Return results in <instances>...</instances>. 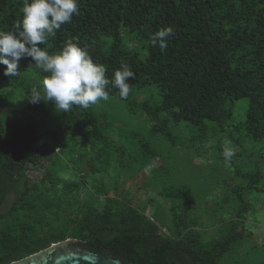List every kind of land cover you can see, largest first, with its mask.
Listing matches in <instances>:
<instances>
[{"label": "trees", "instance_id": "obj_1", "mask_svg": "<svg viewBox=\"0 0 264 264\" xmlns=\"http://www.w3.org/2000/svg\"><path fill=\"white\" fill-rule=\"evenodd\" d=\"M23 5L0 0V31L13 30ZM78 5L79 14L49 39V53L75 43L105 66L110 80L122 64L135 78L127 98L109 84L108 101L63 113L51 102L30 101L47 75L30 58L20 61L14 78L0 65V264L68 239L124 264H226L258 223L264 234L258 202L264 194V0ZM168 26L173 35L162 52L150 36ZM154 90L157 102L150 98ZM133 123L139 129L129 131ZM188 127L197 134L185 136ZM145 136L211 150L234 165H243L255 146L261 160L245 158L254 167L249 180L240 167L219 168L212 174L219 191L196 194L172 181L170 164L142 142ZM225 142L235 149L229 161ZM156 157L162 164L153 165ZM128 169L148 170L147 186L161 190L163 202L149 196L139 207L129 204L120 182ZM208 197L212 209L203 201ZM201 213L215 215L216 237L205 239Z\"/></svg>", "mask_w": 264, "mask_h": 264}, {"label": "clouds", "instance_id": "obj_2", "mask_svg": "<svg viewBox=\"0 0 264 264\" xmlns=\"http://www.w3.org/2000/svg\"><path fill=\"white\" fill-rule=\"evenodd\" d=\"M22 13V19L17 20L12 31H0V65L6 66L5 77L14 78L21 73L20 61L30 58L47 74L41 87L31 89L32 103L51 102L57 112L63 113L74 106L87 109L110 99L109 84L118 89L122 99L128 97L129 81L135 78V73L127 64H122L110 80L105 66L95 63L87 48L70 42L58 54L49 53V39L79 14L78 0H24ZM171 35V26L162 28L150 36L151 45L163 52ZM222 155L225 161L235 155L228 142Z\"/></svg>", "mask_w": 264, "mask_h": 264}, {"label": "rangeland", "instance_id": "obj_3", "mask_svg": "<svg viewBox=\"0 0 264 264\" xmlns=\"http://www.w3.org/2000/svg\"><path fill=\"white\" fill-rule=\"evenodd\" d=\"M143 96H138V100L142 99ZM151 100L152 101H158V92L157 90L152 91L151 93ZM123 119H126L124 117ZM127 120V119H126ZM122 126H116V128H119ZM139 128L136 126V123H133L129 129V131L138 130ZM185 136H194V134H197L195 129H192L190 127L185 128L184 131ZM125 142V141H124ZM123 143H118V145H123ZM144 144H150V149L152 151L158 150L159 153H163V157L166 158V163L170 164L167 165L168 169L170 170V175L173 177L174 183H183L187 186H189L190 190L196 194H213L216 193L217 188L214 184V179L212 174L219 171V168L226 171H231V169H237L242 168L243 170H240V173H244L243 176L245 179H248L251 174L253 173L254 167L247 163L245 161L246 157H251L255 159L256 162L260 161V157L257 153V150L255 146H253V149H250L246 153V157L242 158L243 165L241 162L239 164H228L224 161H219L216 159L217 154H214L211 150L206 151L203 150V152L196 151L192 145L186 147L187 144L182 145L179 144L177 148H174L173 146L167 145L164 141H162L159 138L154 137H143ZM215 144V141H212V143H209L208 145L212 147V145ZM185 146V147H181ZM224 146V145H223ZM156 149V150H155ZM235 150V149H234ZM153 165L162 164L161 159L156 157L153 160ZM236 163V162H235ZM232 167L229 169V167ZM130 169L125 170L121 174V188L123 190V193H125L126 197L128 198V203L131 204L134 207H139L144 201L147 200L149 196L155 197L157 203L163 202V199L160 198L161 190L158 188H152L149 189V186H147V171H137L135 169H132L131 172H129ZM127 173V175H125ZM38 172H33L31 174L32 177L38 176ZM235 177V176H234ZM249 180V179H248ZM110 182V179L108 180ZM247 190H243L242 193H245ZM260 196L259 201H261V206L259 205L260 210L264 209V194L258 195ZM206 205L207 209H212L213 203L211 202L210 198H205L203 200ZM10 203V201H9ZM156 203V204H157ZM205 205V204H204ZM153 207H149L148 213L151 214V209ZM168 208V207H167ZM169 209V208H168ZM200 214V213H199ZM215 215L206 213H201V219L205 228L203 231H205V239H211L213 237H216L215 234V228L216 224L214 223V217ZM167 225H169V219L166 221ZM262 223H258L257 231L254 232V235L250 239H248L243 246L239 248V251L236 254H233L232 257L228 259V262L226 264H264V234H261L262 231ZM168 228H165V232L169 234L170 228L169 226H165ZM258 248H261V251L258 252Z\"/></svg>", "mask_w": 264, "mask_h": 264}, {"label": "water", "instance_id": "obj_4", "mask_svg": "<svg viewBox=\"0 0 264 264\" xmlns=\"http://www.w3.org/2000/svg\"><path fill=\"white\" fill-rule=\"evenodd\" d=\"M11 264H124L109 255L88 251L76 239L53 244L51 247Z\"/></svg>", "mask_w": 264, "mask_h": 264}, {"label": "flooded vegetation", "instance_id": "obj_5", "mask_svg": "<svg viewBox=\"0 0 264 264\" xmlns=\"http://www.w3.org/2000/svg\"><path fill=\"white\" fill-rule=\"evenodd\" d=\"M40 253V252H39ZM38 254V253H37Z\"/></svg>", "mask_w": 264, "mask_h": 264}]
</instances>
